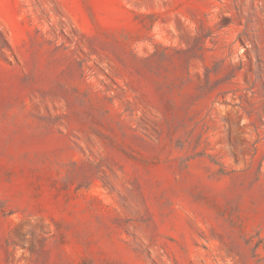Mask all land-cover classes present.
Returning <instances> with one entry per match:
<instances>
[{
  "label": "rangeland",
  "instance_id": "rangeland-1",
  "mask_svg": "<svg viewBox=\"0 0 264 264\" xmlns=\"http://www.w3.org/2000/svg\"><path fill=\"white\" fill-rule=\"evenodd\" d=\"M0 264H264V0H0Z\"/></svg>",
  "mask_w": 264,
  "mask_h": 264
}]
</instances>
